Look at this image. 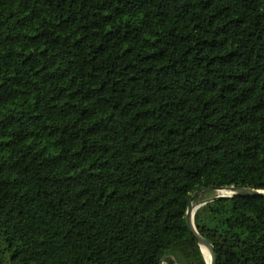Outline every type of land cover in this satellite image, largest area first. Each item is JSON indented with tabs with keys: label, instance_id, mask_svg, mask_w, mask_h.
Returning a JSON list of instances; mask_svg holds the SVG:
<instances>
[{
	"label": "trees",
	"instance_id": "16d2710c",
	"mask_svg": "<svg viewBox=\"0 0 264 264\" xmlns=\"http://www.w3.org/2000/svg\"><path fill=\"white\" fill-rule=\"evenodd\" d=\"M229 187L264 191V0H0V264H206ZM194 225L264 264L263 197Z\"/></svg>",
	"mask_w": 264,
	"mask_h": 264
},
{
	"label": "water",
	"instance_id": "95a60500",
	"mask_svg": "<svg viewBox=\"0 0 264 264\" xmlns=\"http://www.w3.org/2000/svg\"><path fill=\"white\" fill-rule=\"evenodd\" d=\"M207 191H224L225 193H221L218 195H215L213 197L204 199L202 201L196 202V199L199 195H201L203 192H207ZM235 196H241V197H249V196H253V197H263L264 198V191L261 190H255V189H249V188H235V187H229V188H220V189H215V188H203L200 191L196 192L193 197L191 198V202L187 208V212H186V220H187V224L189 226V229L191 230V232L194 234V236L196 237L199 246L203 252V255L205 257V261L206 264H216L217 262V258H216V254H215V250L213 248V245L207 241L205 238H203L202 236L199 235V233L196 230V227L194 225V215L196 213V211L208 204V203H212L218 199L221 198H232ZM204 250H206V254L204 253Z\"/></svg>",
	"mask_w": 264,
	"mask_h": 264
},
{
	"label": "rangeland",
	"instance_id": "374dc122",
	"mask_svg": "<svg viewBox=\"0 0 264 264\" xmlns=\"http://www.w3.org/2000/svg\"><path fill=\"white\" fill-rule=\"evenodd\" d=\"M213 192H214V194H216V195L221 194L220 191H219V192H218V191H217V192H216V191H213Z\"/></svg>",
	"mask_w": 264,
	"mask_h": 264
},
{
	"label": "bare ground",
	"instance_id": "6f19581e",
	"mask_svg": "<svg viewBox=\"0 0 264 264\" xmlns=\"http://www.w3.org/2000/svg\"><path fill=\"white\" fill-rule=\"evenodd\" d=\"M220 193H225L224 191H220ZM204 253H205V255L207 256V254H206V250H204Z\"/></svg>",
	"mask_w": 264,
	"mask_h": 264
}]
</instances>
